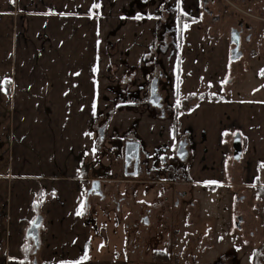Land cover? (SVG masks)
<instances>
[{
  "label": "crops",
  "instance_id": "0c3cea01",
  "mask_svg": "<svg viewBox=\"0 0 264 264\" xmlns=\"http://www.w3.org/2000/svg\"><path fill=\"white\" fill-rule=\"evenodd\" d=\"M199 5L200 0H0V264H132L87 255L91 227L82 214L83 158L94 147V119L119 97L110 86L126 84L120 81L131 72L133 94L143 79L156 33L168 27L164 14L171 10L177 24L180 14L199 18ZM164 55L161 69L176 84L177 58ZM170 97L173 106L177 96L170 91ZM195 106L216 118L208 134L206 128L194 134L180 123L208 154L196 165L204 178L214 164L219 174L216 151L230 126L244 130L248 149L259 152L256 162L263 158L264 104L220 96ZM143 108L142 115L121 109L122 122V112H116L120 133L138 119L135 130L144 144L166 142L153 127L158 120ZM219 117L224 121L217 123ZM37 214L43 221L35 246L26 232Z\"/></svg>",
  "mask_w": 264,
  "mask_h": 264
},
{
  "label": "flooded vegetation",
  "instance_id": "af4514ba",
  "mask_svg": "<svg viewBox=\"0 0 264 264\" xmlns=\"http://www.w3.org/2000/svg\"><path fill=\"white\" fill-rule=\"evenodd\" d=\"M239 2L250 10L255 9L257 21L250 22L240 16L232 23L231 19L235 14L223 0H200L199 14L202 12L204 22H208L206 19H209V24L215 29L223 26L221 29L227 32H239V50L242 55L238 59L245 55L248 48L264 56V0ZM248 4H254V9L248 7ZM225 12L230 13L228 18ZM229 46L230 60V51L234 47L230 40ZM261 72L260 75L264 79V68ZM228 84L221 82L220 91L225 92ZM161 97L162 108L153 107L148 102L146 106L157 110L159 116L165 118L169 108L163 96ZM121 103L134 104L128 106L117 104V108L140 106L137 98L119 104ZM107 128L108 124L105 122L97 129L100 143L106 140ZM181 132L177 135V131L173 130L174 141L171 140L173 145L169 148L159 143H151V148L147 151L142 139L133 129L116 134L112 140L109 139V143H112L110 152L116 150L118 155V159L114 156L108 158L115 166V171L113 170L111 175L118 176L119 180H126L129 188L121 190L120 183H116L113 188L107 189L104 187L103 179L99 177L97 168L92 166L93 162L83 167L87 175L83 193V213L86 222L95 225L102 238L104 237V244L119 242L121 239L126 244V259L132 264H176L180 263V259L182 260L180 264H232L228 255H223L214 262L206 255L205 248L210 250L214 247L212 242L214 234L208 230L198 229L199 189L216 188L221 185L231 197L228 231L231 233L237 230L244 234L246 246L253 250V260H257V264H264V256L262 257L259 250L264 236L263 232L258 230L260 217L254 214L261 207L258 200L264 196V189L255 184H251L258 186L254 194L250 189L249 181L254 183L257 177L251 178L249 175L250 163L246 159L248 142L244 130L233 125L223 133L220 148L216 151L220 171L219 174H214L217 165L211 166L213 173L210 178H204V173L198 171L194 162L190 161L193 144L189 134ZM136 143L140 144L138 163L133 155ZM182 143L185 144L187 151L184 160L177 156L179 144ZM160 153L162 164L157 167L155 156ZM87 156L88 154L85 158L88 160ZM187 160L190 161L188 167H181L177 163ZM174 178L177 179L170 181ZM196 193H199L197 197ZM199 243L205 248L198 247ZM257 243L258 245H255ZM175 245L178 249L176 252ZM200 255L206 259H200Z\"/></svg>",
  "mask_w": 264,
  "mask_h": 264
},
{
  "label": "rangeland",
  "instance_id": "374dc122",
  "mask_svg": "<svg viewBox=\"0 0 264 264\" xmlns=\"http://www.w3.org/2000/svg\"><path fill=\"white\" fill-rule=\"evenodd\" d=\"M228 1L231 3L229 5L231 12L235 14V16H232V23H235L240 16H243L250 22H254L253 20L257 21L255 19L257 13L254 11V4H248V7L254 9L250 10L241 4L239 0ZM169 12L170 13L164 14L163 16V21H166L168 27L163 32L156 33L154 48L152 47L150 51H148L149 53L146 54L144 59L146 64L143 69V79L139 81L140 83L136 84L137 87H135L136 89L133 94L128 93L131 83L133 84L134 82L131 72H128L123 80L120 81L126 84H122L119 87L115 85L110 86V89L114 88L117 90L116 94L117 97H119L111 101V109L109 112L97 115L92 124L91 132L94 138V147L87 153L88 160L85 158L86 154L84 155L83 165L87 167L90 162H93L92 166L97 168L99 177L101 176L100 178L103 179L104 187L107 189L113 188L116 183H120L121 190L129 188L127 186L128 183L125 182L126 180L122 178V180H119L118 176L114 177V175H111L113 170L115 171V166L110 161L111 159L108 160L110 156H114L118 159L116 150H111V152L109 150V148H111L110 144H112L109 143V139H114L116 134H122L120 133L122 128L116 124L118 121L116 120L117 117L115 118L114 116L116 112H122L121 109L124 108H117V104L130 101L132 97L137 98V100L140 101V106L138 108L133 107L127 109L133 110L132 112L134 113L144 114L143 106H146L148 102L149 86L154 77L159 79L158 93L163 96L164 102L168 105L169 109H167L165 113V118H162L159 116L157 110L147 108L150 110V118L158 120V123L153 124V127L158 128L157 133L161 134L160 138L166 140V142H161L160 145H165L167 148L173 145V142L171 143L170 141V137L168 138L169 130H176L178 135L181 132L180 123H182L184 127L189 128L194 134H197L205 128L207 133L215 124L216 118L212 115L211 111H208L209 109L201 108L198 110V107H192V104L196 103L198 100L201 102H209L220 96H224L226 99L244 102L245 104L248 102L264 104V79L260 75L264 68L263 55L256 51H251V49L248 48L243 57L231 62L228 56L230 32L222 30L221 28H223V26L215 29L209 24V19H206L208 22L205 23L202 12L199 18L187 14H180L177 16L176 24L171 10ZM225 13H227L226 18H228L230 13ZM163 53L165 54L164 57L168 54H172L177 58L178 77L176 84H174L172 78L165 75V72L161 69L160 54ZM223 81L229 83L225 92L220 91V85ZM170 91L177 96L173 106V100L170 99ZM188 107H190L189 111L187 110ZM125 116L124 112L120 113L118 116L120 117L119 120L122 122ZM261 120H264V115H261ZM138 121L137 119L135 123L138 124ZM219 121L224 120L219 117L217 123H219ZM105 122L108 124L106 131L107 137L103 143H100L97 136V129ZM174 122H176L175 127ZM135 123L132 129L136 132ZM160 131L161 133H159ZM157 136L158 135H155V137ZM199 138L198 134L197 139ZM172 140L174 141L173 136ZM199 143L198 140L196 141L193 138L190 161L192 160L194 165H199L201 158L205 156V159H207L208 156V154L202 153L204 150ZM150 144L151 143H148L147 146L144 144L146 151L148 148H151ZM100 146L101 148H99ZM161 153L155 156V166L157 167L162 164ZM254 155L259 156V152H255L254 148L251 150L248 149L246 159L251 164L249 175L251 178L257 177L256 182L253 183L249 181L250 189L253 190V194L257 191L258 186H262L264 189V155L263 158L258 161L261 162L259 165H257L258 162L255 161L256 156ZM190 161H177V163H179L181 167H188ZM168 163H171L170 158ZM112 178L114 180H112ZM176 179L177 178L170 179V181H175ZM198 192L200 193H198L199 196L196 193V197L198 196L197 214L200 216L198 229L208 230L214 234L212 238L214 247L212 249L209 250L205 248L202 243H199L198 247L202 249L205 248L207 251L206 255H208L209 258L211 257L213 262L223 255H228L232 264H255L256 261L253 260V250H251L250 246H246L247 241L244 234L237 230L231 233L228 231L231 213V197L228 195L225 187L221 185L216 186V188L205 187L199 189ZM255 202L257 203V201ZM258 203L261 207L256 210L254 214L258 218L260 217V224H258L260 229L258 230H260V232L262 231L264 236V196L258 200ZM82 214L84 216L83 210ZM84 218L86 217L84 216ZM89 225L91 227V239L87 249L88 256L99 255L112 258H126V244H124L121 239L119 242L104 244V237L102 238L101 233L98 232L95 225H93L92 222ZM105 237L108 240L106 235ZM249 237L251 238V236ZM261 241L263 244L259 247V250L260 253L262 252L263 257L264 241ZM255 245H258V243ZM225 247H227V249H225ZM174 248L176 252L178 250L176 245ZM203 254L205 255V253ZM203 254L201 253V255ZM200 259H206V257L201 256ZM180 263H182L181 259ZM180 263L177 262L176 264Z\"/></svg>",
  "mask_w": 264,
  "mask_h": 264
},
{
  "label": "water",
  "instance_id": "95a60500",
  "mask_svg": "<svg viewBox=\"0 0 264 264\" xmlns=\"http://www.w3.org/2000/svg\"><path fill=\"white\" fill-rule=\"evenodd\" d=\"M229 40H230V44L234 45V47L230 51V60H236L242 55L241 51L239 50V32H230ZM161 99L162 97L158 93V78L154 77L150 82L149 96L147 101L153 107L162 108ZM132 104L134 103H121L118 104V106H128ZM139 148H140V144L136 143L133 155L136 157L137 163L139 158ZM177 156L181 160L186 159L187 151L185 149L184 143L179 144V148L177 150ZM96 182L99 183V181ZM33 221H35L36 223L34 224ZM33 221L31 222L29 228L27 229L26 236L33 240L35 246H38L39 228L42 225L43 217L41 215H38L33 219Z\"/></svg>",
  "mask_w": 264,
  "mask_h": 264
},
{
  "label": "trees",
  "instance_id": "16d2710c",
  "mask_svg": "<svg viewBox=\"0 0 264 264\" xmlns=\"http://www.w3.org/2000/svg\"><path fill=\"white\" fill-rule=\"evenodd\" d=\"M153 48H154V47H153ZM175 124H176V122H174V127H175ZM39 204H40L39 202H36V206H39ZM38 215H39V214H37L36 216H38ZM255 261H256V263H257V260H255ZM256 263H255V264H256Z\"/></svg>",
  "mask_w": 264,
  "mask_h": 264
},
{
  "label": "snow or ice",
  "instance_id": "6c2138e0",
  "mask_svg": "<svg viewBox=\"0 0 264 264\" xmlns=\"http://www.w3.org/2000/svg\"><path fill=\"white\" fill-rule=\"evenodd\" d=\"M98 7V6H97ZM80 213L78 212L77 213V215H79ZM33 223L35 224L36 222L35 221H33ZM85 259H87V256H85Z\"/></svg>",
  "mask_w": 264,
  "mask_h": 264
}]
</instances>
